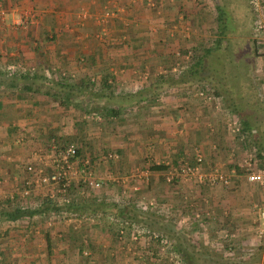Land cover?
<instances>
[{"label":"crops","instance_id":"1","mask_svg":"<svg viewBox=\"0 0 264 264\" xmlns=\"http://www.w3.org/2000/svg\"><path fill=\"white\" fill-rule=\"evenodd\" d=\"M0 7L3 8L0 10L3 13L0 21L2 62L12 60L18 67L22 66L20 68L29 66L31 71L35 67L43 70L47 77L49 71L57 72L71 81L95 77L102 82L106 75L114 84V93L103 103L105 111L116 108L119 114L109 116V127L103 124L105 118H100L102 124H97L92 132L96 138H93V155L89 154L97 158L93 159L95 173L104 184L110 179L109 185L100 189L96 200L116 203L122 211L129 208L128 205L135 206V201L143 197L153 199L160 206L173 207L181 204L183 198L197 211L202 196L192 183L195 178L183 171L184 165L201 154L205 167L224 169L235 157L228 156L230 160H226V155H218L219 150L212 148L214 129L221 131L220 140L233 135L239 139L244 136L240 129L235 131L231 114H216L212 105L195 100L189 92L180 95V88L167 89L151 98L139 94L141 89L152 90V77L159 79L154 74L175 71V68H167L184 53L187 48L184 42L195 47L203 37H211L207 20L212 9L210 0H0ZM257 44L259 52L254 59L253 84L257 103L264 108V36L258 38ZM4 87L7 86L0 84V90H4L0 93V179L5 186L3 192L0 191V205L3 206V201L8 199L5 197L20 194L24 179L22 167L31 163L44 166L30 150L39 149L38 144L41 146L48 134L52 138L76 134L75 121L66 115L63 107L43 108L40 104L44 99L39 95L32 99L33 92L15 95L6 92ZM10 89L15 91L17 87ZM163 89L166 88L161 86V91ZM136 96L143 100L137 102ZM128 102L133 104V109L123 115L121 112L127 107L121 108L122 103ZM148 102L152 104L150 107L140 106ZM136 104L141 108L136 110ZM19 130L25 131L20 135L32 139L29 145L27 142L17 145ZM233 141L234 138L226 140L227 146L232 148ZM234 150L231 149L233 154ZM108 153L115 154L109 163L103 160ZM241 156L239 154L236 160L240 162ZM153 165H163L166 169L152 171ZM179 167L184 175L177 173ZM106 170L110 171L109 177ZM229 184L231 188L237 187L234 181ZM248 185L253 191L260 190L256 185ZM214 188L206 189L207 210L211 215L220 211L223 215L227 210L232 224L218 230L236 233V245L241 248L256 243L250 214L257 207L259 197L246 195L242 190L223 192L219 186ZM192 219L195 221V217ZM35 223L4 221L0 224V264L160 262L148 258L145 242L142 241L146 246L142 243L123 246L110 226L102 222L82 223L76 232L69 224L57 223L48 229L37 220ZM25 228L31 230L28 240L22 238ZM190 230L193 236L202 232L198 228ZM215 233L210 231L209 237ZM74 234H78L76 238ZM212 239L211 244L220 242ZM160 255L161 264H168L166 254L161 252Z\"/></svg>","mask_w":264,"mask_h":264},{"label":"trees","instance_id":"2","mask_svg":"<svg viewBox=\"0 0 264 264\" xmlns=\"http://www.w3.org/2000/svg\"><path fill=\"white\" fill-rule=\"evenodd\" d=\"M210 4L212 9L208 14L207 20L211 25V37H209L210 39L208 40L209 43H207V47L202 48V46H200L199 51L202 52L200 55H196L194 52L192 53L190 51H184V53L181 54V58H177L175 62H179L182 57L189 54L192 58L191 64L183 70L184 72L180 69L176 71V73L173 74L174 77L172 79H168V77L166 78V75L162 74L163 77H161L160 80L157 79L158 82L155 83L156 85L154 88L158 89L159 85L166 88V90L171 88H183L186 87L188 83L187 81L183 80L187 76L198 77L204 73L221 79V90L225 88L226 85H228V89L239 87L237 94L232 90L231 92L229 90L230 96H226L224 98L226 102H228V107L232 108L233 111L239 116L238 125H235L234 128L238 127L236 129H240V133L243 136L249 134V136L253 137L256 144L254 149L257 153V160H259V162L261 161L262 164L259 166H263L264 140L259 137L262 136V131L264 132V109L257 103L258 96L254 90L255 86L253 84L254 59L258 56L259 52L257 46L258 39L255 36L256 33L254 30V19L256 14L253 10V6L251 5V0H210ZM195 50L196 48L194 51ZM171 66H173V63ZM172 68L173 67L168 66L167 70ZM56 75L58 77L56 84L58 90H53L54 86L52 81L47 78L43 70H36L34 67V69L31 71L30 67L26 65L24 68L16 67L15 71L10 73L3 70L2 66L0 65V84L8 83L10 87L16 86L20 92H33L34 97L36 95H41V97L52 98V102H55L56 105L65 108L71 104L70 94L71 96L75 95L73 92L74 90L77 91L78 97L82 96V105L87 106L86 109L85 106H82V108L84 107L83 109L86 112H95L93 108H88V106L91 107L92 103H98L97 101L101 99H110V95H112L115 91L114 84H111L112 81L109 77H106V75L105 78L102 79V82L101 80L99 82V79L95 77L79 78L77 80L71 81L70 78L66 77L65 75L60 76L59 73ZM201 81L204 82L203 80ZM209 81L211 83V87L209 86V88L208 85H206L202 89L206 94L213 91L212 94L210 93V96L215 101H218L221 99V95L219 91H217V85L219 84L212 83L211 80ZM195 82L198 83V80ZM194 85L195 84H192L191 86ZM42 86L45 87V91L43 93L40 91ZM210 89L212 90L210 91ZM223 91L225 90L223 89ZM145 97L148 98L149 95H146ZM145 97L144 99H146ZM141 98L142 97L136 98L137 102L143 100ZM245 99L248 101H245ZM122 106L123 107L121 108L127 107L126 111L121 112L123 115L126 114L125 112L128 113L133 109V104L129 102L122 103ZM251 106L256 109H261L258 111H262V115H255V110L253 111ZM77 108H80V106H77ZM115 109L112 108L111 112L110 109H107L106 111L101 109V111L105 113L104 116L106 117H109L110 115H114L116 117L119 113L116 112ZM101 111L99 112L101 113ZM53 138L55 137L53 136ZM77 148L78 155L81 159L89 157L87 154H85V150L83 149L84 147L82 145ZM109 155L110 154L108 153L105 158H103V160H106L108 163L114 159L113 157L110 158ZM94 158L95 160L97 159L96 157ZM94 158H90L92 165L94 164ZM101 158L102 157H100V160ZM187 166H191V164ZM150 169L152 171H162L166 168L163 165H153ZM28 181H30L32 185H27L26 182ZM119 182H121V180ZM101 187L105 188L107 185L102 184ZM50 189V187L43 184L42 186H36L34 184L33 176H30L29 173L25 175L20 190L22 193L17 195L18 197L13 195L10 198L11 200L8 198L7 200L3 201V203H9L16 208H14V210H7L2 204L0 205V224L6 221L33 225L36 224L35 220H37L38 224L50 229L57 223H64L56 216V214L62 210H66L68 212L76 213L77 219L88 222L92 221L91 219H93V223L97 224L102 222L105 226L109 225L111 231L113 233L115 232L116 235L118 233L117 224L121 220L127 222L126 228L129 231L131 225H139L141 228H144L148 231L147 241L149 245L146 247V254L148 256L150 252H152L150 249L158 248V246H161V250L164 249L161 252H164L165 250L169 252L168 249H171L172 247L170 241L169 244L165 241L167 236H163L162 232L159 234L158 230H154L153 225L150 224L152 220L147 214V210L143 211L140 207L136 206L133 208H124L121 211L116 203L111 201L99 202L97 200H93L92 204H89L88 206L84 205L81 209H73L75 207V198H78V195H81L80 192H78V187H74V191H72V188L69 187L70 196L74 195L75 197L72 196L71 202L67 205L53 203L52 199L49 197ZM25 190H28V195H23ZM14 196L15 200H13ZM29 200L33 201L32 204L29 202ZM160 207L161 206H159V208ZM43 214H45L44 217H42ZM48 219L54 223L50 228L46 227L45 225V222ZM64 224H69L71 230L76 232L82 222H79L78 225H75L74 222ZM30 231L31 230L28 228H25V230L22 232V238L24 237L25 240H28L30 237ZM151 234H159L160 236H158L156 239H150L152 238L149 237ZM74 235V238H76L78 234ZM79 255L81 254L79 253ZM187 259L188 258H185L184 261L183 259H180L181 261H179L177 258L174 262L173 260L170 262L172 264H188L189 262Z\"/></svg>","mask_w":264,"mask_h":264},{"label":"rangeland","instance_id":"3","mask_svg":"<svg viewBox=\"0 0 264 264\" xmlns=\"http://www.w3.org/2000/svg\"><path fill=\"white\" fill-rule=\"evenodd\" d=\"M0 10H3V8L0 7ZM0 21H2V20H0ZM183 30H185V29H183ZM209 39L210 38L203 37L202 41H198V45L195 47L192 46L193 44H191V43L184 42L185 45L187 46V48L184 47L186 49L185 50L183 49V50L186 52L187 51L188 52L190 51L192 53L194 52L196 55H200V53H202L199 51L200 46H202V48L207 47V43H209V41H208ZM184 43H183V46H184ZM195 48H196V50L194 51ZM258 48H259V46H258ZM180 61L177 63L176 62L173 63V66H171V67L175 68V71L170 72L171 71L170 70V71H168V73L166 72V78L168 77V79H172L174 77L173 74L176 73V71H178V69H176V68L180 67L181 71L186 69L191 64L192 58L190 57L189 54H187L186 56L182 57V59ZM154 64H157V63H154ZM0 65L2 66L3 70H5V71H7V68L9 66H13L15 68L16 67L17 68L22 67V66L18 67L17 64L15 65L14 61H12V60L2 62L1 58H0ZM56 74H57V72L54 73L51 71H49L47 74L49 77V78L48 77L47 78L50 81H52V84L54 86L53 90H58L57 85H56L58 77ZM154 76H157V78L159 77V80L161 77H163V75L160 73L154 74ZM153 78L154 77H152V83H151L152 84V90H150L149 88L148 89L147 88L141 89V94H139V96L140 95H143V96L149 95L150 98L151 97H157V96L161 95V93L166 91V89H163L161 91L160 85H159L158 89L153 88L155 86L153 83L158 82L157 80H155ZM183 80L187 81L188 83H187L186 87H183V89H181V88L179 89V90H181L179 92L180 95L185 96V94L183 92H186V93L189 92L190 94L188 93V95L193 96V98L195 100H202L203 102L208 103V105H212L211 108H212V110H214V112L216 114H223V113L228 114L229 113L228 115H230V114L234 115V116H232L233 121H234L233 126L238 125L239 116L233 111L232 108L228 107L229 106L228 102H226L224 97L230 96L231 90L237 94V92L239 91V87H235L233 89L232 88L228 89V85H226L225 88H223L225 91H223V89L221 90V82H220L221 79H219L215 76L213 77L210 74H206V73L201 74V76H198V77L197 76L196 77L187 76ZM197 80H198V83L195 82ZM201 80H203L204 82H202ZM209 80H211L212 83H215V84L218 83L219 84V85H217V87H218L217 91H219V93L221 95V99H219L218 101L217 100L215 101L210 96V93L211 94L213 93V91H211L212 89H210L211 92L208 94H206L202 89L206 85H208V87L209 86L211 87V83ZM192 84H195V85L191 86ZM3 85L7 86V87H4L6 92L15 93V95L22 93V92H20L19 89L15 90V91H11L8 83H4ZM229 90H230V92H229ZM3 91L4 90H0V93H3ZM40 91H41V93H43L45 91V87L42 86ZM53 92H55V91H53ZM73 92L75 93V95L71 96V94H70L71 104L66 108L63 107V109H64V111H66V115L70 116L75 121V132H76V134L74 135V137L72 136V137H68V138H67V136H65V137L56 136L55 138H52L51 136L48 137L49 136V134H48L45 139L43 138L44 140L42 139V141H43L42 145L43 146L42 145L40 146L38 144V146L40 147L39 149L30 150V151L34 152L33 154H35L36 160L40 164L44 165L43 167H41L39 164H36V165L32 164V163L29 164V165L35 166L36 170L38 169L37 171H41L43 173V172H45V170L48 171L50 169V166L52 165V162H53L54 157H55V153L50 148V145H51V142L53 139H55V142H57L58 145L67 146V145L72 144L76 147H79L80 145H82L84 147L85 154H88L90 156V158H92L91 155H93V150H94V144H93L94 139L93 138L94 137L96 138V136H94L92 134V132H95V130L97 129V124L98 125L102 124L99 119L105 118V121H103V124H105L104 126L109 127V122H108L109 117L104 116L103 111H101V109L105 110V108H104L105 105L103 102H105V100H107V99H104L103 101L101 99V100L97 101L98 103H95V104L92 103L91 107L88 106V108H93V110L95 112H93V111L92 112H86L83 109L84 107L82 108V106H85V105H82L83 100L80 97H78L76 90H74ZM61 93H63V92H61ZM107 94H108V91H107ZM23 96H28V94L23 93ZM139 96H136V98H138ZM39 97L44 99V102L40 104V106H43V108H46L49 105L55 106L54 107L55 109H61L62 108L61 106L56 105L55 102H52V98L41 97V95H39ZM34 98L35 97L32 96V99H34ZM23 100L25 101L26 99L23 98ZM245 101H248V100L245 99ZM76 105L80 106V108H77ZM147 105L150 107L152 104L150 105V102H148L147 104L140 105V106H147ZM140 106H138V104H137V106H136V107H138L137 110L139 108H141ZM86 108H87V106H85V109ZM251 108L253 111L255 110V113H257L258 116L262 115L263 112L258 111L261 109H259V108L256 109L252 106H251ZM99 111H101V113ZM101 114H102V117L99 116ZM216 117H218V116L216 115ZM218 121H220V119ZM28 122H29V120L26 121L25 124H27ZM22 123H24V122L22 121ZM24 128H27V126H24ZM236 128H238V127H236ZM21 132L24 133L25 131L19 130V132L17 133L19 136V137L17 136V138H19V141L16 142L17 145L22 146L26 142L28 143L27 145H29V143H30V141H32V139H27L25 136L20 135V134H22ZM220 133H221V131L217 132V130L214 129L215 141H214V143H212V148L215 151L219 150V152L217 153L218 155L222 154V156H224V157L226 155V157H225L226 160H230V159H228V156L230 158H232L234 156L235 157L234 162H232L230 164L226 163L224 166L226 168L221 169V168H216V167H214V168L205 167L206 162L204 161V158L201 154L195 155L193 157V160L188 161V162H191L190 163L191 166H196L197 158L198 157L202 158L201 165L197 166V169H198L197 174L190 176L191 178H195L197 180L196 181L195 179H193L194 182H192V183L195 186H197V194L202 196V198L199 199L198 206L196 207L198 209L197 211H194L193 207H191L189 205V203L186 202L185 199H183V198L181 200L182 203L181 204L179 203V205L176 207L168 206V205H161V207L159 208L160 205L158 206L157 203H155L156 206H154V208L152 206L147 205L150 208H153V209H149V208L147 209V212H148L147 214L150 216V218L152 220V222H150V224L153 225L154 230L159 231V234H161V232H162L163 236H167V239H165V241L168 244H169V241L171 242L172 247H171V249H168L169 252H167V250L164 251V254H166V256H167L166 257L167 263L172 261V260L174 262L177 258L179 259V261H181L180 259H183V261H184L185 258H188L187 260L190 264H264V220H261L257 216V213H258L257 211L259 209L260 210L264 209V190L262 188H260L259 191L258 190L253 191L252 187L248 185L249 183L248 184L245 183V182H247L244 179L245 173L242 171L243 169H241V167H240V165L243 164L244 160H251L252 163L254 161L255 164H257V166L261 164V161L259 162V160H257V156H256L257 153H256V150L254 149V147L256 146L255 140L253 139V137L249 136V134L248 135L246 134L243 137V139H241V138L239 139L232 134L233 135L232 138H234V141H233L232 148H230L227 146L226 140L232 139V138L227 137L226 140H220L219 139ZM261 135L262 136H260L259 138H262L264 140V132L263 131H262ZM218 139H219V143H218ZM35 143H37V142H35ZM231 149H235L234 154L231 151ZM235 152H236V154H235ZM89 153H91V155ZM110 154H114V153H110ZM239 154H242V156L240 158V162H239V159L236 160V157H238ZM256 162H258V163H256ZM263 162H264V160H263ZM185 163H183V165ZM187 164H189V163H186V165ZM29 165L22 167L21 171H23V173H21V175L23 174V176H22L23 178H25V175L28 174V171L26 168ZM184 167H185V165H184ZM106 168H108V167H106ZM107 171L108 170H106L107 177H109L110 171H108V172ZM89 172L91 173V178L98 180V177L95 173L94 164L91 166ZM177 173L184 175L182 172V168H180V167L177 168ZM200 174L205 176L204 181H206L205 183H207V185H204L205 183L204 184L199 183L200 181L198 179V175H200ZM211 174H217V176L221 175L224 178H227V180L229 182L234 181L235 186H237V187L231 188V187H229L230 184L229 185L223 184L220 180H218L217 182L207 181V179L209 178V176ZM187 178H189V177H187ZM1 181H2V179H0V191L3 192L5 186L3 187ZM81 181L80 180H78L76 182L71 181L70 188H72V191H74V187H78V192H80V194H81V195H78L79 196L78 198L77 197L75 198V202H74L75 207L73 209H81V208H83L84 205L88 206L89 204H92V201L96 200L95 197L99 195L98 192H100V189L102 188L101 187L102 184H104V182L102 183V181H100V187L98 188L99 191H96L97 189L92 190L91 188L85 187ZM177 181H178V179H177ZM109 182H110V179L107 181L108 185H109ZM168 182L170 183V185H172L173 181H172V179H169ZM8 184H6V186H8ZM217 186H219L220 189L223 188V192H234L236 190H242V191H244V193L246 195H249V196L255 195L256 197H259L258 201L256 202L257 207H255V209H253V212L250 214L251 220H252L251 226H253L254 230L256 231L255 232L256 243L251 242L250 245H247L245 248H241V247L236 245V239H237L236 233L227 234V233H225V231L221 232L218 230V229L227 228V226H231L232 224L230 223L231 222L230 221L231 220L230 213L228 215L227 210L225 211V214H223V215H221V213L223 211H220L219 213H214L211 215L207 210V207H206L207 202H205V199H206L205 195L207 194L206 189L207 188L213 189L214 187H217ZM186 187L189 188L188 186H186ZM95 191L98 194L95 193ZM19 193L21 194L22 192H19ZM199 193H201V194H199ZM20 194H18V195H20ZM72 196L75 197L74 195H72ZM11 197L8 196L5 198L10 199ZM13 198H14L13 200H15V196ZM40 201H41V199H40ZM141 201L146 202L147 204L149 202H155L153 199L148 200V198L143 197V198L137 199V201H135V203H138ZM29 202H31V204H32L33 201L29 200ZM3 204H4L3 207H5L7 210H14V208H16L15 206L10 205L9 203H6V202ZM134 205L137 206L136 204H134ZM208 205H211V204L209 203ZM30 206H33V205H30ZM135 206L128 205L129 208H133ZM191 211H193V215L191 214ZM217 214H220V215H217ZM196 215H198V216L196 217ZM191 216L195 217V221L192 219ZM91 220L92 221L88 222V221H83V220L78 219L76 224H78L79 222H82L84 224H94L93 223L94 220L93 219H91ZM190 228H194L195 230H196V228H198V231L199 232L202 231L203 233L197 232L196 233L197 235L193 236L194 234L190 232L191 231ZM212 230L216 231L217 233H215L209 237L208 233L210 231L212 232ZM234 230H235V228H234ZM159 234H158V236H160ZM116 236H117L116 237L117 240L119 242L123 243V246H126L128 244L129 245H131V244L136 245L137 244V246H138L139 243L144 244L143 242H145L146 245H149L148 241H146L144 239L143 240L138 239L136 241L133 240L132 233L129 230H127L126 234H122L121 238L118 237L119 233ZM196 237L200 238V239H196ZM212 237H214L216 239V241H220V242H217L215 244H211L212 243L211 240H213ZM146 245L144 244V246H146ZM151 246H152V244H151ZM148 249H149V247H148ZM150 250H152V252H150L148 258L153 259V260H158V261L160 260V262H155V263L161 264V255L159 256V254L164 249L161 250V246L160 247L158 246V248H153ZM154 252H155V254H154ZM170 263H168V264H170Z\"/></svg>","mask_w":264,"mask_h":264},{"label":"built area","instance_id":"4","mask_svg":"<svg viewBox=\"0 0 264 264\" xmlns=\"http://www.w3.org/2000/svg\"><path fill=\"white\" fill-rule=\"evenodd\" d=\"M251 5L253 6V10L256 14V17L254 19V30L256 33L255 36L258 39L264 36V0H251ZM2 15L3 13L0 12V20H2ZM15 69V67L9 66L7 68V71L13 73ZM235 131L238 132L239 130L237 129ZM50 148L55 153V157L52 165L50 166V169L48 171L45 170V172L42 173L41 171H37L38 169L36 170L35 166L29 165L27 167V171L31 176H33L34 184L36 186H42L43 184L51 188L49 197L50 199H52L53 203L67 205L71 202V196L69 193L71 181L76 182L78 180H82V184L85 187L91 189H98L100 187V181L91 178V173L89 172V170L92 166V163L90 161V158L87 157L85 159H81L78 155V148L76 146L72 144L67 146L58 145V143L55 142V139H53ZM109 157L115 158V155L110 154ZM200 163H202V158L198 157L196 166H185L183 168V171L191 175H196L198 172L197 166H199ZM240 167L245 173V180L247 181V183L256 185L264 190V166H257L254 161L252 163L251 160H244L243 164H241ZM198 179L199 181H203L205 179V176L200 174L198 175ZM208 179L207 181L210 182H217L218 180H220L223 184L229 183L227 178H224L221 175L217 176V174H211ZM26 184L29 186L32 185L30 181L26 182ZM28 194V190H25L23 192V195ZM135 204L143 211H146L148 208L153 209L154 206H156L155 202H149L148 204L146 202H138ZM147 205L152 206L153 208H150ZM44 216L45 214H43L42 217ZM56 216L60 218L64 223L74 222L75 225H77L76 223L78 219L76 213L62 210L58 214H56ZM258 217L261 220H264V209L258 210ZM53 224V221H51L50 219L45 222L46 227L49 228L52 227ZM126 227V221H119V223L117 224L119 238L122 237V234L126 233ZM130 231L132 233L133 240L136 241L138 239H144L147 241L148 231L144 228H141L139 225H131ZM149 237H152L150 239H156L158 235L151 234L149 235Z\"/></svg>","mask_w":264,"mask_h":264}]
</instances>
